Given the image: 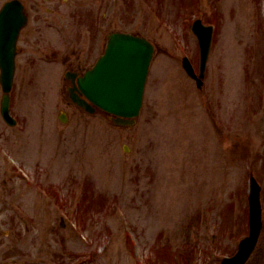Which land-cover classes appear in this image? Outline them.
Instances as JSON below:
<instances>
[{
  "label": "rangeland",
  "instance_id": "1",
  "mask_svg": "<svg viewBox=\"0 0 264 264\" xmlns=\"http://www.w3.org/2000/svg\"><path fill=\"white\" fill-rule=\"evenodd\" d=\"M22 1L17 123L0 113V264H220L233 254L248 233L251 172L264 210V0ZM195 17L218 27L202 86L181 64L188 55L198 71ZM113 30L155 47L131 126L83 111L62 80L66 61L89 65ZM246 264H264V227Z\"/></svg>",
  "mask_w": 264,
  "mask_h": 264
},
{
  "label": "water",
  "instance_id": "2",
  "mask_svg": "<svg viewBox=\"0 0 264 264\" xmlns=\"http://www.w3.org/2000/svg\"><path fill=\"white\" fill-rule=\"evenodd\" d=\"M26 22L23 6L18 0L6 1L0 8V82L4 91L2 114L8 115V92L14 73L15 42L20 28ZM199 36L202 66L210 47V29L202 27L199 21L193 25ZM153 46L144 37L133 33L112 32L109 35L104 54L96 65L88 70L80 81V87L95 103L109 112L122 115L112 120L119 124L134 122L138 114L148 65ZM191 73L188 64L184 63ZM79 105L93 112L94 109L83 99L73 97ZM262 225V210L259 202V186L251 177L250 233L242 238L237 252L222 259L221 264H244L255 247Z\"/></svg>",
  "mask_w": 264,
  "mask_h": 264
},
{
  "label": "flooded vegetation",
  "instance_id": "3",
  "mask_svg": "<svg viewBox=\"0 0 264 264\" xmlns=\"http://www.w3.org/2000/svg\"><path fill=\"white\" fill-rule=\"evenodd\" d=\"M66 70H69V74H68V82L70 83V86H73L74 81L76 79V77L78 76V74H80L81 72V64L80 63H74L72 60L67 61L66 63Z\"/></svg>",
  "mask_w": 264,
  "mask_h": 264
}]
</instances>
